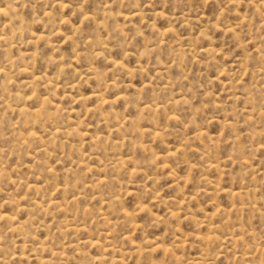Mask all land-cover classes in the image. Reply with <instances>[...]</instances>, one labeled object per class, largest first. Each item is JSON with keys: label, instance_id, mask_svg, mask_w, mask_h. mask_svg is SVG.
<instances>
[{"label": "rangeland", "instance_id": "rangeland-1", "mask_svg": "<svg viewBox=\"0 0 264 264\" xmlns=\"http://www.w3.org/2000/svg\"><path fill=\"white\" fill-rule=\"evenodd\" d=\"M0 264H264V0H0Z\"/></svg>", "mask_w": 264, "mask_h": 264}]
</instances>
